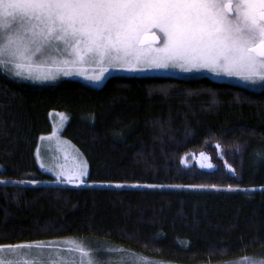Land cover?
<instances>
[{
    "label": "trees",
    "instance_id": "16d2710c",
    "mask_svg": "<svg viewBox=\"0 0 264 264\" xmlns=\"http://www.w3.org/2000/svg\"><path fill=\"white\" fill-rule=\"evenodd\" d=\"M52 111L67 114L61 136L96 183H0V243L79 238L165 264L264 261V187L114 183L264 184V87L205 75H114L93 87L67 78L30 82L0 70V175L48 176L36 154L40 137L53 130ZM199 150L212 155V169L182 163ZM98 259L108 264L107 253Z\"/></svg>",
    "mask_w": 264,
    "mask_h": 264
},
{
    "label": "snow or ice",
    "instance_id": "6c2138e0",
    "mask_svg": "<svg viewBox=\"0 0 264 264\" xmlns=\"http://www.w3.org/2000/svg\"><path fill=\"white\" fill-rule=\"evenodd\" d=\"M85 65L99 68L86 77L96 82L110 69L178 68L264 84V0H0V70L43 82L74 71L83 75ZM54 136L55 129L40 139ZM36 155L40 160L39 151ZM78 157L79 152L70 168L57 166L58 183L85 184L88 165ZM100 252L108 254V264L113 253L118 264H165L129 249L92 248L79 238L0 243V264H102Z\"/></svg>",
    "mask_w": 264,
    "mask_h": 264
},
{
    "label": "rangeland",
    "instance_id": "374dc122",
    "mask_svg": "<svg viewBox=\"0 0 264 264\" xmlns=\"http://www.w3.org/2000/svg\"><path fill=\"white\" fill-rule=\"evenodd\" d=\"M83 75L77 74L75 71L73 72L72 75H59L57 79L55 80H49V81H43V82H36L32 81L29 79H24L21 77H16L12 74V76L30 81V82H36V83H53L57 82L61 79H76L80 80L81 82L93 86V87H101L106 80L114 75H128V76H177V77H197V76H209L215 80H223V81H229L235 84L242 85L244 87L258 90L264 87V84H253V83H245L242 80H240L237 77H229L223 74H217L212 71H209L207 69H200V70H193V71H182L178 68H168V69H145L143 71H135V72H130L126 70H121V69H110L109 71L105 72L103 75V78L99 81H93L90 79H87V76L90 75H95L99 72V68L96 67L95 65H85L83 66ZM63 114V115H61ZM51 119L53 122V130L55 129L56 131V136H54L50 140H40L39 143V148L38 151L40 153L41 159L38 160L39 164L43 163L45 165L42 170L46 171L48 173V176L42 177V178H26V179H17V178H10L6 176L0 175V180L2 181H24L25 183H30V181L35 180L37 183H44V184H57L58 182L56 181V176L54 175L55 171H58L59 168L57 167L58 165H63L65 168H70L73 164V157L76 156V153L79 152L75 146L65 138L61 136V132L63 128L65 127L68 117L67 114L64 112L60 111H52L51 112ZM52 130V132H53ZM51 132V133H52ZM44 135V136H48ZM220 151H218L219 153ZM80 157L78 158H83L82 154L79 152ZM203 154V155H202ZM84 159V158H83ZM85 160V159H84ZM182 163L185 166H196L201 169H212L214 167V161L212 158V155L208 153L207 150H199V151H191L185 155L182 156ZM212 164V168H208L207 165ZM41 167V166H40ZM51 168L53 169L52 171H49L48 169ZM91 183H96L95 180L87 179L85 184H91ZM99 183V182H97ZM106 184H110L113 182H102ZM117 184H129V185H134V184H140V185H148V184H154V185H211V184H216L220 187L217 189H227V185H239V189H260L264 187V184H241V183H206V182H189V183H166V182H131V181H118L114 182ZM33 184V183H32ZM85 184H80V185H85ZM70 185H77V184H70ZM236 264H250V261H245L241 260ZM256 264H259L256 262Z\"/></svg>",
    "mask_w": 264,
    "mask_h": 264
}]
</instances>
